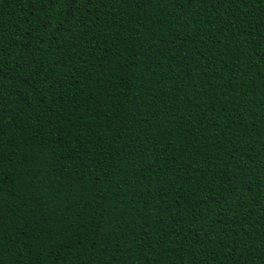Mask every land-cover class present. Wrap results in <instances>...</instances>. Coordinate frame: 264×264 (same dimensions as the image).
Listing matches in <instances>:
<instances>
[{
	"label": "trees",
	"instance_id": "obj_1",
	"mask_svg": "<svg viewBox=\"0 0 264 264\" xmlns=\"http://www.w3.org/2000/svg\"><path fill=\"white\" fill-rule=\"evenodd\" d=\"M0 264H264V0H0Z\"/></svg>",
	"mask_w": 264,
	"mask_h": 264
}]
</instances>
